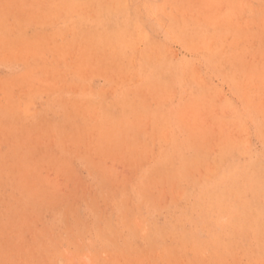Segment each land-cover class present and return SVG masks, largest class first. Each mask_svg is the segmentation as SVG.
I'll return each instance as SVG.
<instances>
[{
	"label": "rangeland",
	"instance_id": "374dc122",
	"mask_svg": "<svg viewBox=\"0 0 264 264\" xmlns=\"http://www.w3.org/2000/svg\"><path fill=\"white\" fill-rule=\"evenodd\" d=\"M0 264H264V0H0Z\"/></svg>",
	"mask_w": 264,
	"mask_h": 264
}]
</instances>
